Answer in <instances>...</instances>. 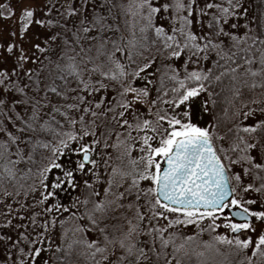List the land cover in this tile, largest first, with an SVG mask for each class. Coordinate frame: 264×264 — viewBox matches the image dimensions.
Masks as SVG:
<instances>
[{"label": "snow or ice", "instance_id": "snow-or-ice-1", "mask_svg": "<svg viewBox=\"0 0 264 264\" xmlns=\"http://www.w3.org/2000/svg\"><path fill=\"white\" fill-rule=\"evenodd\" d=\"M192 256L264 264V0H0V264Z\"/></svg>", "mask_w": 264, "mask_h": 264}, {"label": "trees", "instance_id": "trees-1", "mask_svg": "<svg viewBox=\"0 0 264 264\" xmlns=\"http://www.w3.org/2000/svg\"><path fill=\"white\" fill-rule=\"evenodd\" d=\"M227 83V82H225ZM213 91H217L219 92V87L217 88H214L212 89ZM227 95V93H223L220 98L218 99V108H217V111L220 109V108H223L225 106V101H224V97ZM202 226L207 229V223H203ZM179 229V228H178ZM177 229V230H178ZM213 232H208L207 230L204 232V233H201L200 234V239L201 240H210L211 237L210 235H212ZM170 250V249H169ZM226 249L222 247L221 251H225ZM199 258L198 257H195V256H192L191 257V260L188 261V263L190 264L191 262L195 264V262H197ZM205 264H221V262L223 261V257L222 256H214V257H205ZM186 263H187V260H186Z\"/></svg>", "mask_w": 264, "mask_h": 264}, {"label": "rangeland", "instance_id": "rangeland-1", "mask_svg": "<svg viewBox=\"0 0 264 264\" xmlns=\"http://www.w3.org/2000/svg\"><path fill=\"white\" fill-rule=\"evenodd\" d=\"M207 120H208V117L205 115L203 118H201L200 123H201V124H205V123L207 122ZM136 154H138V153H136V152L133 153V155H136ZM162 162H163V161H161V165H162ZM218 223L221 224V227L218 228V229H216L215 232H213L212 235H210V237H212V236H213L214 234H216V233H223V232L225 231V229H224V227H223V223H222V218H221L220 220H218ZM178 231H180L182 235H189V234H191L192 232L197 231V229L195 228V226L189 225V226H187V229L179 228ZM229 234H230V233H229ZM71 235H72V234L69 233V236H71ZM57 243H59L58 240H57ZM177 243H180V241L177 240ZM195 257H196V256H195ZM182 264H189V263H188V261H187V263H186V260H184V261H182ZM190 264H194V262H193V263L191 262ZM195 264H196V262H195Z\"/></svg>", "mask_w": 264, "mask_h": 264}, {"label": "water", "instance_id": "water-1", "mask_svg": "<svg viewBox=\"0 0 264 264\" xmlns=\"http://www.w3.org/2000/svg\"><path fill=\"white\" fill-rule=\"evenodd\" d=\"M164 164H165V162L163 161V162H162V166H164ZM237 219H239V218H237Z\"/></svg>", "mask_w": 264, "mask_h": 264}]
</instances>
